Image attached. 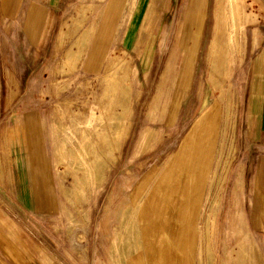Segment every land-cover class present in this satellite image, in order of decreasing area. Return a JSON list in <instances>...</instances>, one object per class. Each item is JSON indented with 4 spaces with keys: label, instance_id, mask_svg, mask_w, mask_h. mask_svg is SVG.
I'll return each mask as SVG.
<instances>
[{
    "label": "rangeland",
    "instance_id": "1",
    "mask_svg": "<svg viewBox=\"0 0 264 264\" xmlns=\"http://www.w3.org/2000/svg\"><path fill=\"white\" fill-rule=\"evenodd\" d=\"M203 2L0 0L1 225L21 224L7 205L22 211L66 264H264L235 82L262 9L210 0L203 18Z\"/></svg>",
    "mask_w": 264,
    "mask_h": 264
},
{
    "label": "crops",
    "instance_id": "2",
    "mask_svg": "<svg viewBox=\"0 0 264 264\" xmlns=\"http://www.w3.org/2000/svg\"><path fill=\"white\" fill-rule=\"evenodd\" d=\"M209 1L210 0H204L203 2V18L205 12H207ZM254 1L262 9V16L260 18L264 19V0ZM43 11L42 9L40 10V6L31 2L28 5L27 12L24 14L25 19L33 21L36 25L37 19L44 14ZM203 18L196 43L203 40ZM24 22V19L21 21L19 20V27L22 26L21 24H24ZM20 30L26 34L25 30L21 28ZM257 33L258 31L255 30L254 38L251 37L245 45V53L238 66L235 79L238 93L236 154H238L239 158V173L242 179L243 193L247 195L248 205L250 202L252 204L251 216L253 224L256 227L261 225V218H263L264 221V202L263 204L260 202L259 195L255 192L253 186V178L258 175L259 188L264 195V32L262 31V36L258 38L256 35ZM19 37H21V34H19ZM216 41H218V39L215 33H212V37L207 48L208 54L206 53L208 58L213 57L211 53L214 51L213 48L217 45ZM41 43L42 42L38 43L39 46H42ZM195 53L196 51L194 48V55ZM5 68V72L9 76V67L5 66ZM187 83L188 80L185 85ZM184 91H186V87H183L181 94L184 93ZM22 178L24 180L28 179L25 174ZM16 192L20 196L29 195L27 188H18V190L14 188V196H16ZM32 192L33 196L41 197L40 191L36 192L33 190ZM7 207L12 218L21 222V224H16V222H14L17 225L15 228L0 224V264H45L41 262L36 263V260L38 259L35 258H38V256L35 255L38 254L39 247H42L43 253L40 254V256L45 262L49 259L50 261H55L56 264H66L67 262H72L69 261L71 258L67 254L65 258V253L58 250L57 246L53 244L54 242L58 243V241H53V243L50 241L51 244H49L53 245L51 247L47 243L48 240H44L43 238H41L42 240L37 241L32 240L30 237L32 236L31 230L26 228L27 222L24 218L21 220V216L23 217L22 211H17L8 205ZM244 211L246 212L245 207ZM38 212L42 213L43 210L39 209ZM254 213H256L259 217V221L257 222L254 221ZM16 228H18V230ZM26 229L29 233L28 237L30 243L25 241V238L27 237ZM19 230L21 234H18Z\"/></svg>",
    "mask_w": 264,
    "mask_h": 264
},
{
    "label": "bare ground",
    "instance_id": "3",
    "mask_svg": "<svg viewBox=\"0 0 264 264\" xmlns=\"http://www.w3.org/2000/svg\"><path fill=\"white\" fill-rule=\"evenodd\" d=\"M217 39H218V38H217ZM216 42H217V41H216ZM216 42H215V43H216ZM218 43H219V42H218ZM213 44H214V43H213ZM217 45H218V44H217Z\"/></svg>",
    "mask_w": 264,
    "mask_h": 264
}]
</instances>
